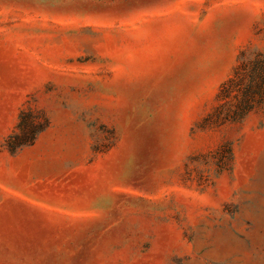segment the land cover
Segmentation results:
<instances>
[{"label":"rangeland","instance_id":"obj_1","mask_svg":"<svg viewBox=\"0 0 264 264\" xmlns=\"http://www.w3.org/2000/svg\"><path fill=\"white\" fill-rule=\"evenodd\" d=\"M259 57L264 0H0V264H264Z\"/></svg>","mask_w":264,"mask_h":264},{"label":"trees","instance_id":"obj_2","mask_svg":"<svg viewBox=\"0 0 264 264\" xmlns=\"http://www.w3.org/2000/svg\"><path fill=\"white\" fill-rule=\"evenodd\" d=\"M260 55V54H259ZM258 61H264L261 57L257 58ZM243 65L240 64L236 66L234 72L237 73L238 69ZM233 80V78L228 79L224 84L221 86L220 89V96L223 95L227 90V85ZM260 87L264 88V81L261 82ZM45 124L41 122H36L33 117L27 116L26 118H22L19 122L18 127L21 130V133H16L8 139L7 146L11 152L17 151L19 148L31 144L36 139L39 132L42 131Z\"/></svg>","mask_w":264,"mask_h":264}]
</instances>
